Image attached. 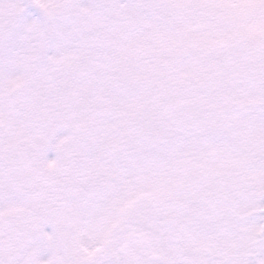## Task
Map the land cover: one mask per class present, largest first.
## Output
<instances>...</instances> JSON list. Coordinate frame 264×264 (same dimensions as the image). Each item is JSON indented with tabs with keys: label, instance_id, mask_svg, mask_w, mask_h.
Instances as JSON below:
<instances>
[{
	"label": "snow or ice",
	"instance_id": "1",
	"mask_svg": "<svg viewBox=\"0 0 264 264\" xmlns=\"http://www.w3.org/2000/svg\"><path fill=\"white\" fill-rule=\"evenodd\" d=\"M0 264H264V0H0Z\"/></svg>",
	"mask_w": 264,
	"mask_h": 264
},
{
	"label": "rangeland",
	"instance_id": "2",
	"mask_svg": "<svg viewBox=\"0 0 264 264\" xmlns=\"http://www.w3.org/2000/svg\"><path fill=\"white\" fill-rule=\"evenodd\" d=\"M68 134V132L67 131H65V130H60L58 133H57V136H58V138H63L64 136H66ZM55 157H56V153H55V151L54 150H50L48 153H47V158L49 159V160H53V159H55ZM49 258V253H43L42 255H41V259L42 260H47Z\"/></svg>",
	"mask_w": 264,
	"mask_h": 264
},
{
	"label": "flooded vegetation",
	"instance_id": "3",
	"mask_svg": "<svg viewBox=\"0 0 264 264\" xmlns=\"http://www.w3.org/2000/svg\"><path fill=\"white\" fill-rule=\"evenodd\" d=\"M45 227H46L45 231L51 233V231H52V226H51V225H47V226H45Z\"/></svg>",
	"mask_w": 264,
	"mask_h": 264
}]
</instances>
